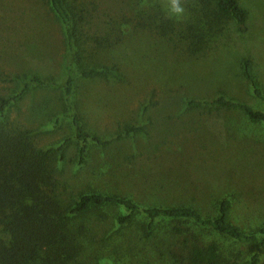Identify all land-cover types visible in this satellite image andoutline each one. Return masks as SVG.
Here are the masks:
<instances>
[{
  "label": "rangeland",
  "instance_id": "1",
  "mask_svg": "<svg viewBox=\"0 0 264 264\" xmlns=\"http://www.w3.org/2000/svg\"><path fill=\"white\" fill-rule=\"evenodd\" d=\"M239 1L248 11L245 29L226 24L199 55L173 49L154 32L122 28V40L95 57L97 63H117L122 77L77 79L72 95L87 130L109 142L91 145L82 164L76 143L69 144L59 164L62 181L74 191L118 193L142 206L191 205L204 214H212L216 201L226 196L237 225L264 228V122H250L236 109L184 105L188 98L209 99L221 92L264 111V0ZM160 2L168 14L184 15L173 13L172 0ZM111 3L122 5L120 0ZM185 3L193 0H177L184 11ZM63 50L62 27L47 0H0V92L10 90L13 78L24 73L60 83ZM242 57L253 61L262 99L242 76ZM62 93L38 87L10 109V118L30 128L41 147L74 140L66 117L72 109L62 111ZM127 125L142 130L119 137ZM104 211V218L89 223L95 239H87L86 258L100 256L97 264H165L154 247L177 222L156 219L145 238L142 225L148 218L142 213L118 224V206ZM180 224L204 241L217 240L230 257L239 253V261L260 248L258 243H234L191 222Z\"/></svg>",
  "mask_w": 264,
  "mask_h": 264
},
{
  "label": "trees",
  "instance_id": "2",
  "mask_svg": "<svg viewBox=\"0 0 264 264\" xmlns=\"http://www.w3.org/2000/svg\"><path fill=\"white\" fill-rule=\"evenodd\" d=\"M47 1L64 36L60 83L51 76L24 73L13 78L16 82L10 90L0 92V264H97L100 256L84 255L89 249L87 239H95L89 223L104 218L109 206L121 209L116 216L118 224L130 223L141 213L146 216L148 222L142 225L145 238L151 236L156 219L177 222L166 231L161 245L154 247L165 264H264V228L248 230L237 225L231 217L232 201L226 196L216 201L212 214L183 204L142 206L118 193L74 191L60 179L59 168L69 144L76 143L82 164L91 145L109 142L87 130L72 95L77 79L122 77L117 63H97L95 57L122 40L123 27L154 32L170 41L173 49L193 56L205 53L226 24L245 29L247 9L239 0H193L183 5L184 15L176 18L166 12L160 0H120L117 11L111 0ZM240 70L253 95L262 99L252 59L242 57ZM38 87L63 92L61 107L63 112L72 109L65 115L74 140L64 138L58 146L41 147L30 128L10 118V109ZM184 105L188 109H236L250 122H264V111L221 92L209 99L188 98ZM141 130V126L127 125L118 136ZM181 222L209 229L240 245L258 243L260 248L239 261V253L226 255L217 240L204 241Z\"/></svg>",
  "mask_w": 264,
  "mask_h": 264
},
{
  "label": "clouds",
  "instance_id": "3",
  "mask_svg": "<svg viewBox=\"0 0 264 264\" xmlns=\"http://www.w3.org/2000/svg\"><path fill=\"white\" fill-rule=\"evenodd\" d=\"M173 2V13L176 15H180L184 12V8L182 6H177V0H172Z\"/></svg>",
  "mask_w": 264,
  "mask_h": 264
}]
</instances>
